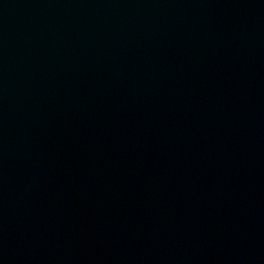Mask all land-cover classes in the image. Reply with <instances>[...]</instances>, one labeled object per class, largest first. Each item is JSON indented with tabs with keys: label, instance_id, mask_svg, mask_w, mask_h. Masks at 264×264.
Wrapping results in <instances>:
<instances>
[{
	"label": "water",
	"instance_id": "95a60500",
	"mask_svg": "<svg viewBox=\"0 0 264 264\" xmlns=\"http://www.w3.org/2000/svg\"><path fill=\"white\" fill-rule=\"evenodd\" d=\"M0 264H264V0H0Z\"/></svg>",
	"mask_w": 264,
	"mask_h": 264
}]
</instances>
